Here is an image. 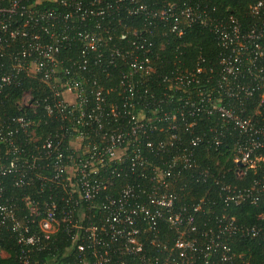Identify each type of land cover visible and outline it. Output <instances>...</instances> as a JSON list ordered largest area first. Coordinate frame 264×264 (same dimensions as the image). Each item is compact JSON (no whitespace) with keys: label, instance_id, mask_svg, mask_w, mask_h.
Here are the masks:
<instances>
[{"label":"built area","instance_id":"obj_1","mask_svg":"<svg viewBox=\"0 0 264 264\" xmlns=\"http://www.w3.org/2000/svg\"><path fill=\"white\" fill-rule=\"evenodd\" d=\"M103 1L0 0V105L5 90L19 86L21 77L37 75L51 90L42 99L46 115L52 118L60 113L61 122L60 130L42 138L35 120L0 115V237L7 233L14 239L20 264H234V255L223 238L236 233L255 238L264 234V227H240L228 215L216 218L211 227H199L195 215L203 211L205 197L196 203H182V197L173 191L172 169L179 163L184 169L195 165L186 150L164 168L152 166L138 155L134 162L126 163V145L139 138L141 113L131 116L129 128L107 127L101 144L92 142L93 126L101 130L103 117L116 119L121 109L107 100L109 91L103 92L96 78L84 73L91 74L93 65H104L105 72L109 66L116 67L111 88L119 89L120 95L132 94L158 76L150 56L156 45L153 40L137 33L125 44H109L112 40L105 19L111 5H103ZM122 1L115 0V4ZM129 9L130 15H136L145 6ZM249 13L255 22L245 30L233 15L214 17L206 6L169 5L149 14L158 22L169 23V32L175 37H181L186 26L198 24L220 41L224 52L219 57L221 72L216 76L215 94L213 77L203 83L207 70L200 58L192 68L175 66L164 73L162 83L180 94V100L185 96L186 108L171 116L167 113L171 120L177 115L182 120L218 114L240 130L243 139L238 141L234 159L238 177L264 160L259 154L264 151V127L258 128L251 119L221 104L222 99L232 97L242 102L255 91L264 97V0H253ZM91 17L97 20L89 26ZM77 41L78 59L60 56ZM88 52L95 53L90 62ZM27 95L19 106L35 110L30 96L25 102ZM124 101L121 116L129 115L133 106ZM176 139L177 135L171 134L166 141L157 145L148 142L147 146L150 151H164L167 144L174 146ZM197 142L191 143L195 146ZM219 143L216 138L215 145ZM137 166L152 169L141 175L147 180L144 188L127 181ZM201 176L197 175V182ZM119 178L124 184H118ZM6 180L11 188L24 190V195H12ZM222 190L225 195L221 199L227 205L257 204L264 195V181L256 180L243 189L224 186ZM263 218L258 215L259 220ZM166 228L174 230L172 240ZM62 238L67 241L63 251L40 257L56 249ZM0 254H5L1 247Z\"/></svg>","mask_w":264,"mask_h":264},{"label":"trees","instance_id":"obj_2","mask_svg":"<svg viewBox=\"0 0 264 264\" xmlns=\"http://www.w3.org/2000/svg\"><path fill=\"white\" fill-rule=\"evenodd\" d=\"M103 2H106L103 5H111L107 9L108 14L105 19L112 40L109 44L113 42L125 44L128 40L133 39L137 33H140V36L145 35L149 41L153 40L156 45L153 47L150 56L153 65L157 67L158 76L154 75L150 81L141 85L138 90H134L132 94L120 95L119 89L111 88L115 86L116 82V67L109 66L105 68V72L104 65H93L91 74L85 72L84 75L87 78H96L98 84L103 87V92L109 91L106 94L107 100L116 102L121 109V114L116 119L108 116L103 117L101 130L95 129L97 126H93L92 142L100 145L103 140L102 135L106 132L107 127L112 128V130H116L120 126L129 128L133 123L131 116L141 113L144 115V118L139 121L142 128L138 132L137 141L126 145L128 148L125 155L126 163L134 162L138 155L139 159L146 160L152 166L164 168L172 162L176 155L183 154V151L186 150L190 160L195 165L193 168L184 169L179 163L172 169L174 176L171 179L175 182L173 191L179 193L182 197V203H196L201 197H205L203 211L195 215V217L197 216L195 221L199 227L213 226L215 219L221 218L222 215L233 217L235 224L240 227L254 225L258 228L264 227V218L258 219V215H264V195L257 204L245 202L238 206L231 203L227 205L221 199L225 195L222 190L224 186H229L231 189H243L250 187L256 180L264 181V160L257 162L254 168L248 169L244 176H237L239 167L234 160L235 151L238 141L242 140L243 137H241L240 130L235 127L234 123L232 121L225 122L218 114L186 116L182 120L179 119L180 115H177L178 118L175 120L167 117V113L171 116L176 112L179 113L180 108H186L184 105L185 96L182 97L183 100H180V94L167 89L162 83V75L175 66L183 69L192 68L198 58L203 59V64L207 70L203 75V83L206 82L205 79L213 77V94H215L216 76L221 72L218 63L219 57L224 52L220 41L207 28L198 24L186 26L183 35L175 37L169 32V23L158 22L149 16L150 11L162 10L169 5L176 7H182L185 4L200 5L208 7L210 11L212 10L214 17L228 19L229 16L233 15L240 22L242 29L245 30L251 23L255 22L249 13V7L253 0H138L136 4L130 3L128 0L116 4L115 0H104ZM134 5H144L145 9L136 15H130L128 13L129 8ZM96 20L97 18L91 17L88 25L92 26ZM162 35L166 36L163 37ZM162 40L164 44L160 47L159 43ZM79 46L80 42L78 41L71 43L61 52L60 56L78 59ZM94 54V52H88L86 57L89 62L92 61ZM3 61L4 59L1 60V63ZM18 81L20 82L19 86L5 90L4 93L7 95L3 97L4 103L0 105V115H22L35 120L38 123L36 131L41 133L42 138L50 131L60 130V113L52 118L46 115L42 99L48 96L51 90L42 82L41 78L37 75L23 76ZM204 90L206 91V89ZM164 93L167 95H163ZM25 94H29L33 104H36L35 110L27 106H19ZM171 95L172 97H170ZM216 96L218 97V93ZM121 99L133 103L129 115L121 116L123 114ZM221 104L242 118L251 119L258 128L264 127V97H261L258 91H255L250 98L244 99L242 102L232 97V99H222ZM171 134L177 135L174 146L167 144V149L164 151H150L147 146L148 142L157 145L160 140L166 141ZM258 137L262 138L263 135ZM214 138H218L220 142L218 145H215ZM193 140H198L195 146L191 143ZM259 154L264 156V151H260ZM150 170L152 169L137 166L128 175L127 181L139 183V187L144 188L147 186V180L141 175L150 174ZM204 172L208 173L205 177ZM197 175L203 177L199 182L196 180ZM117 181L118 184H124V180L122 181L120 178ZM6 184L10 193L15 197L20 198L24 195V190L11 188L9 180H6ZM180 187H183L182 191H179ZM166 233L170 240L175 237L174 230L166 228ZM224 241L231 249L230 255H234V264L264 263V234L261 233L258 237L252 238L236 233L229 238L224 237ZM66 244L67 241L62 238L61 242L57 243L56 249H51L52 251L43 253L40 257L49 258L53 254H59L64 250ZM0 247L5 252L4 255L0 254V264H20L17 260L18 247L9 234L4 233L0 237ZM196 264H201V262ZM220 264L227 263L222 262Z\"/></svg>","mask_w":264,"mask_h":264},{"label":"rangeland","instance_id":"obj_3","mask_svg":"<svg viewBox=\"0 0 264 264\" xmlns=\"http://www.w3.org/2000/svg\"><path fill=\"white\" fill-rule=\"evenodd\" d=\"M27 99H29V95H27V96L25 97V102L28 101Z\"/></svg>","mask_w":264,"mask_h":264}]
</instances>
